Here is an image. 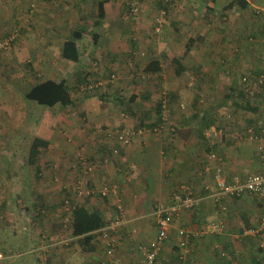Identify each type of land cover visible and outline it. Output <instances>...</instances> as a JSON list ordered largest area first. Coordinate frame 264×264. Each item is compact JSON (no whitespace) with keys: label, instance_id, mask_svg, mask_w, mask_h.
<instances>
[{"label":"crops","instance_id":"0c3cea01","mask_svg":"<svg viewBox=\"0 0 264 264\" xmlns=\"http://www.w3.org/2000/svg\"><path fill=\"white\" fill-rule=\"evenodd\" d=\"M100 1L98 0V2ZM102 1L104 19L98 13L96 20L100 24L106 23L107 17L110 20V14L114 15V12H111L114 3L111 0ZM46 17L48 26L57 31L50 30L47 38H38L40 48L38 45V48L30 50V47L26 45L17 53L20 64L29 61L32 65L38 66V69L35 70L39 73H42L41 69H50L46 78L34 81L31 86L48 79L55 81L65 79L67 85L75 87L83 84L89 78H96L92 76L95 73H91L92 75L89 76L88 72H95V67L99 66V63L95 62L92 70L90 64H84L82 54L87 55L88 52L82 53L80 48L83 35L77 41L79 47L78 62L66 59L62 55L61 48L60 58H57L58 64L54 63L51 51L46 48V41L48 40L50 45L59 43L61 39L59 36L63 34L59 33L58 29L59 27L66 28L64 25L67 23L58 21V19L54 21L47 15ZM104 26V30L111 28L108 24ZM107 26L108 28H106ZM97 30L98 37L95 40L99 47L102 34ZM70 38L71 36L63 39L61 46ZM132 40L131 42L134 44L135 40ZM134 46L121 55L132 56L133 53H136L134 51L136 45L134 44ZM164 53L162 49L160 55ZM185 53L186 47L183 57ZM41 54L44 56L43 60L37 58ZM99 54L111 57L110 61L114 63L109 66H112V70H118L119 73L123 70L130 71V69L121 66L119 62H115L119 61L120 52L113 54L108 50V52L100 51ZM223 54L229 55V52L225 50ZM248 56L249 54L244 50L236 55V60H243L240 69L233 63L225 66L214 64L209 68L200 66L203 78L195 80L193 85L180 79V76L187 70L185 65H183L180 74H177V68H175L171 72L168 82H163L164 88L168 89V96L165 95L158 101L150 99L151 101L147 102L132 95L130 102H135L127 104L128 108L126 109L129 113L123 118L120 115H115L114 110L111 109L117 105L113 103L115 101L108 100L110 102L108 105L111 107L108 108L105 115H100V126L102 125V127L74 128L72 130L73 134L79 138V142L84 143L83 148L88 159L85 165L77 163V160L74 164L69 165L70 173L73 175H68L69 177L65 178L64 187H68L70 190L74 188V182L82 180L80 178L82 173L92 174V184L96 188L95 190L90 189L89 196L83 204L89 209H98L104 220L109 222L119 216L117 200L121 199L124 208L122 214L124 224L114 234L118 244L114 258L117 263L144 264L143 248L157 234V208L162 204L170 203L173 194L180 191L182 187H191L194 193L200 197V202L193 210L183 212L173 220L169 238L165 242L158 259L159 264H176L174 261L179 259L187 260L188 264H255V261L263 262V258L253 256L252 245L258 246V243H264V234L258 238H253L243 237L242 232L244 229L258 224L260 216L264 214V199L246 194L241 197H228L218 201L209 189L215 185L217 176H245L261 170L257 143L251 138V134L264 123V120H261L258 115L264 109V87L260 90L250 87V93L245 94V98L238 89L241 88L239 76H243V78L249 76L251 79L260 75L264 76L261 60L263 58L258 52H255L251 54L254 59L249 65ZM153 60L159 61L157 71L148 67ZM38 61L40 63H36ZM60 63L71 66V68L74 67L73 82H70V78L68 80L66 75L60 79L58 78L59 75L55 76L59 71ZM116 63L118 64L117 68H114ZM144 65L148 72L156 76L163 74V72L169 73L164 68L161 58L157 57L156 54ZM51 67L57 69L53 71ZM102 67L103 69H101L104 71L105 67ZM191 85L196 88L195 94L190 91ZM157 87H163V85L158 84ZM125 89L127 90V87ZM208 89H212L213 92ZM130 92L132 91L130 90ZM153 95L152 88H150L147 96L151 98ZM202 96L203 98H201ZM71 97L74 101V92H71ZM99 97L94 95V91L82 95L83 104L87 101L88 106H92L90 107L92 114L99 115L94 111L96 98ZM247 99L252 103L251 106L246 105ZM142 101L145 102L144 106H142ZM121 102H123L122 98ZM181 103H184L185 108H181ZM225 105H228L227 110L229 112L222 109L226 108ZM140 124H144V127L139 128ZM214 128L222 129V134L211 136ZM59 132L60 134H57L56 129H54L49 145L52 148L56 141L61 142V144L53 147L55 153H58V147L60 148L59 153L63 149L66 151L73 148L68 145L72 142L68 138L70 136L61 130ZM108 132L114 136L112 139L108 138ZM130 132L135 133L128 143L117 139L118 135ZM61 137L62 139H60ZM62 140L65 142L64 144H62ZM81 154H78L79 157ZM70 157L71 155L65 159V163ZM86 165L91 168L90 172H86ZM78 172H81V175H78ZM102 184L115 188L117 196L101 197L99 192L105 187ZM53 212L56 210L54 209ZM54 214L53 216H55ZM211 221H223L224 228L197 236L191 235L188 238L187 247L180 245V241L187 237L186 232L187 234L189 231L198 232ZM51 226L52 228L56 227V229L61 228V224H51L49 227ZM72 241L76 242L75 246H73ZM63 242L66 244L63 252L61 249L58 252L54 251L50 245H44V243L36 246L38 247L36 253L33 252L34 248L30 251L40 258V264H101L102 261L103 263L106 261V244L99 235L95 236L86 247L81 237L72 235ZM54 244L56 243L54 242ZM55 248L57 247L55 246ZM260 248H264V246ZM14 249L20 248L14 245L10 246L7 251L3 252L5 256L2 258V262L9 264L10 259L17 255L12 251ZM26 250L25 252H27ZM60 252L62 255H59ZM181 260H179L180 264H182Z\"/></svg>","mask_w":264,"mask_h":264},{"label":"rangeland","instance_id":"374dc122","mask_svg":"<svg viewBox=\"0 0 264 264\" xmlns=\"http://www.w3.org/2000/svg\"><path fill=\"white\" fill-rule=\"evenodd\" d=\"M111 1L114 3L111 9L114 15L110 14V20L105 17L107 22L100 24L96 21L99 13L98 0H0V253L3 256V252L13 245L20 248L14 249L15 251L25 252L26 249L30 251L34 248L33 252L36 253V246L44 243L50 245L54 251L61 249L63 252L66 247L63 240L71 236L69 222L74 206L83 204L90 189L96 188L92 184V174L84 171L82 175L78 172L82 180L74 182V188L69 190L64 187L65 178L73 175L69 165L74 164L76 160L77 163L83 164L88 159L87 153L84 152V143L79 142L72 130L102 127L100 115H105L111 107L108 100L115 101L113 103L117 105L111 109L115 115L123 118L129 113L127 104L135 102H130L132 95L147 102L168 96V89L164 88L163 82H168L171 72L177 68L173 61L175 57L181 58L187 69L180 79L192 85L195 80L203 78L200 66L209 68L214 64L225 66L233 63L240 69L243 60H236V55L241 50L249 54V65L254 59L251 54L258 52L263 58L261 60L264 68V0H249L250 6L247 9L228 10L223 7L230 0H138L139 11L136 13L130 6L132 0ZM46 15L54 21L58 19L67 23L64 25L66 28L58 29V32L63 34L59 36V43L50 45L49 41H46V48L51 51L54 63L58 64L57 58H60L63 39L72 36L74 28L83 29L80 48L82 53L88 52L87 55L82 54L84 64H90L92 70L95 62L99 63V66L96 64L95 72H87L89 76L95 73L92 76L105 80V83L94 91V95L100 96L96 98L94 110L99 115L92 114V106L89 107L86 100V105L83 104L82 95L87 92L81 90V85H67L70 93L74 92L75 101L74 105L69 107L61 104L54 107L40 105L26 98V92L32 83L46 78L50 69H41L42 73H39L35 70L38 66L29 61L20 64L17 53L26 45L30 50L38 48V45L40 48L38 38H47L50 30L57 31L48 26ZM105 24L111 28L104 30ZM96 30L102 34L99 47L98 42L93 40ZM190 38L194 39V44L191 52L183 57ZM132 39L135 40L136 53L131 52L132 56L121 55L135 47ZM162 49L165 52L163 56L160 55ZM108 50L113 54L120 52L121 57L115 62L130 71L123 70L119 73L118 70H112V66H109L114 63L110 61L111 57L99 54L100 51ZM225 50L229 55L223 54ZM155 54L163 61L168 74L163 72L156 76L145 69L144 63ZM37 58L43 60L44 56L41 54ZM117 65L116 63L114 68H117ZM102 66L105 67L104 71ZM51 69L55 71L57 68ZM57 75L59 79L66 75L67 79L70 78V82H73L74 67L60 63L55 76ZM112 75H115V79L110 82ZM242 79L243 76H239L241 87ZM158 84L163 87H157ZM192 85L190 91L195 94L197 91ZM150 88L154 95L148 98ZM187 91L186 93H189ZM180 106L185 108L184 103ZM225 107L222 109L227 110L228 105ZM49 111L58 115L53 123L52 134L54 129L57 134H60V130L65 132L72 140L68 145L73 148L66 151L63 149L59 153L58 147V153H55L53 147L61 144L56 141L52 148L49 146L43 149L38 164L32 165L28 161L30 147L42 117ZM258 115L264 120V109ZM64 143L63 141L62 144ZM80 153L82 154L79 157ZM70 155L65 163V159ZM41 194L45 196L48 208L43 211L39 221L37 205L40 204ZM20 198L23 199V206L26 205L29 209L19 205ZM62 198H65L64 204L60 202ZM54 209L56 212H53ZM51 224H61V228L49 227ZM72 244L75 246L76 242L72 241ZM258 246L252 245L253 256L263 258L264 263V248H260L264 245L258 243ZM62 252L59 255H62ZM46 256L48 257L47 253ZM177 257L179 258L178 255ZM179 260L174 263L180 264ZM181 261L182 264H188L187 260ZM0 264L5 262L1 260ZM101 264H104L103 261Z\"/></svg>","mask_w":264,"mask_h":264},{"label":"built area","instance_id":"2783aa9c","mask_svg":"<svg viewBox=\"0 0 264 264\" xmlns=\"http://www.w3.org/2000/svg\"><path fill=\"white\" fill-rule=\"evenodd\" d=\"M131 9L136 13L139 11V1L132 0L130 2ZM115 75H112L109 79L113 82ZM243 82L249 88H260L264 84V76L260 75L255 80L250 82L248 77H244ZM105 83L104 79L101 78H90L83 84L80 88L84 92H93L97 88H100ZM143 130V129H142ZM141 132V130H140ZM135 132L122 133L118 135L117 139L128 143V141L133 137ZM222 134V129H213L211 136H217ZM107 135L110 138L114 136L108 132ZM251 138L257 143V151L261 160V170L257 173L248 174L245 176L234 175L232 177H216V182L214 186L209 187L213 197L221 201L224 198H236L241 197L246 194L257 196L264 199V123L260 125L257 131L251 134ZM87 164V161L83 162V165ZM86 172H90L91 168L85 166ZM101 195L103 197H110L111 195L117 196V190L115 188L105 186L101 190ZM117 211L119 216L113 219L109 224L100 228L96 233L101 237V239L106 244V257L107 260L104 264H119L115 261V255L117 251V240L114 236L115 231L119 227L123 226L124 219L122 214L124 213V208L121 203V199H118ZM200 202V197H198L191 187H182L180 191L173 194L170 203H165L157 208V234L156 237L149 242V244L143 248L144 264H159L158 259L162 253L165 242L169 238V232L173 225V220L183 212H188L193 210ZM226 209V207H225ZM224 228V222H209L204 225L200 231L196 232H186L187 237L180 241L182 247H187L189 244L188 238L193 235L197 236L199 234H204L209 231L222 230ZM264 234V214L260 216L258 224L254 227H249L243 230V237H253L258 238ZM185 235V236H186ZM262 246L264 243L261 244ZM3 255L0 253V261Z\"/></svg>","mask_w":264,"mask_h":264},{"label":"trees","instance_id":"16d2710c","mask_svg":"<svg viewBox=\"0 0 264 264\" xmlns=\"http://www.w3.org/2000/svg\"><path fill=\"white\" fill-rule=\"evenodd\" d=\"M98 6H99L98 7L99 16L104 17L105 13H104L102 0L99 2ZM249 6H250L249 0H230L229 3H227L223 8L225 10L232 8L247 9ZM82 35H83V29L77 28L73 31V35L71 36V38L64 42L62 46V55L66 59L72 60L74 62L79 61V47L77 45V41L81 38ZM97 37L98 35L95 34L93 40H95V38ZM192 44H194V39L190 38V40L186 45L185 54L191 51ZM173 61L177 65V70H176L177 74H180L183 68L181 58L175 57ZM158 66H159V61L157 60L151 61L148 65V67L154 71H157L159 69ZM247 77L249 78L250 82H252L257 78L255 77L254 79H251L249 76ZM263 87L264 84L260 88H258V90H260ZM249 90L250 88L246 86L244 82H243V86L240 89H238L239 93L242 94L244 98H245V94L250 93ZM26 98L36 102L37 104L46 105L50 107H54L57 104H61L64 107H69L74 105V101L71 97V93L67 87V82L65 79H61L60 81L48 79L41 82H37L35 85L31 86V88L26 92ZM251 104L252 103L249 102V100L247 99L246 105L251 106ZM57 116L58 115H56L54 112L49 111L46 112L45 115L42 117L30 147L28 161L32 165L38 164L39 158L41 157L42 154V150L43 149L45 150L49 147L50 140L52 137L53 123L55 122L56 118H58ZM138 127L139 128L144 127V124L143 125L140 124V126ZM18 202L21 207H25L26 209H29L27 208L26 205L23 206L24 202L22 198H20ZM60 202L61 204H64L65 198L64 199L62 198ZM37 206L40 215L39 221H41L43 211H46V208H48L46 204L45 196H43V194L40 195V204H38ZM70 219L71 221L69 222V226L71 228L70 231L71 235L74 237H81L83 244L85 243L84 244L85 247L86 245L91 243V240H93L95 236L98 235L96 233L97 230L110 223L109 221L104 220L102 214L98 209L96 208L89 209L84 204L74 206ZM34 222H36V218L34 219ZM12 251L14 252L15 250ZM14 253L17 255H15L12 259H10L9 264H40L41 263L40 258L35 256V254L31 251L30 252L15 251ZM255 264H264V263L255 261Z\"/></svg>","mask_w":264,"mask_h":264}]
</instances>
